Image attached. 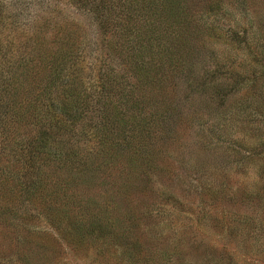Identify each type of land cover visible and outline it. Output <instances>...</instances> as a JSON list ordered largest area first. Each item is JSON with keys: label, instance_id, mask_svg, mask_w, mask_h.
<instances>
[{"label": "rangeland", "instance_id": "rangeland-1", "mask_svg": "<svg viewBox=\"0 0 264 264\" xmlns=\"http://www.w3.org/2000/svg\"><path fill=\"white\" fill-rule=\"evenodd\" d=\"M193 1L172 72L166 61L156 92L138 89L160 104L126 116L134 137L92 123L66 137L76 158L62 154L63 133L45 151L30 149L33 164L23 167L18 152L40 125H26L16 151L3 149L16 144L13 128H0V264H264V0ZM94 6L0 0V89L23 70L22 43L41 33L55 48L70 32L75 67L98 96L100 74L130 63L110 47L114 35ZM28 69L21 76L33 87L41 69ZM53 150L68 168H53Z\"/></svg>", "mask_w": 264, "mask_h": 264}, {"label": "trees", "instance_id": "trees-1", "mask_svg": "<svg viewBox=\"0 0 264 264\" xmlns=\"http://www.w3.org/2000/svg\"><path fill=\"white\" fill-rule=\"evenodd\" d=\"M74 1L83 6L88 4L95 5L94 8L99 6L94 10L104 21L103 29L107 31L108 28L114 35L110 47L121 52L123 62L127 63L129 60L130 65L111 66V70L100 74V89L96 96L95 84L88 83L81 74V70L75 67L77 46L70 32L59 36L55 48H49L48 41L46 42L45 36L41 33L32 39L33 43L28 47H25L24 43L22 46L18 44L20 47L15 67L23 70L15 69L13 80L11 75L2 81L0 128L3 133L13 128L11 133L17 137L16 144H11L9 139L3 149L9 147L16 151V147L21 145L19 149H22V145L26 143H20L22 142L20 137L24 134L26 125L33 128L40 125L39 130L31 134L29 150L25 149L23 153L18 152L23 167L26 164H33L31 163L33 158L29 163L30 149L45 151L46 148L53 146L55 139L63 133L70 134L63 138L65 149H61L62 154L70 160H72L71 157L76 158L78 148L74 149L71 145H67L66 137L74 138V134L88 132L89 127L94 128L92 123H101V126L93 129L96 132L99 130L97 133L108 135L111 131L113 134L109 135L134 137L133 124L129 127H126V124L132 118L134 120L137 113L140 116L144 114L143 109L147 105L153 103L156 107L160 104V100L155 96L151 101H147L145 95L138 89L143 85L146 89L148 88L147 91L152 88L151 93L156 92L153 87L161 84L162 64L170 61L169 66L172 72L171 58L173 59L174 50H179L178 47H173L175 35L179 29L187 28L193 21L192 13L187 10L188 0ZM195 1L200 2V0ZM195 1L189 4L194 6ZM215 1L218 4H226V0ZM160 52L166 53L165 56ZM29 64L41 69V80L36 81L33 87L26 85L25 76H21L28 73ZM184 70V67H179L177 73ZM173 72H176V68ZM38 73V71L35 73V77ZM164 76H168L166 71ZM11 84H13L12 89L9 88ZM188 84L191 83L188 82ZM159 110L160 107L156 109L157 112ZM128 114L132 116L129 120L126 117ZM85 119L89 122L86 123ZM22 125L23 128L19 131ZM7 138V135L4 136V140ZM258 145L264 146V130L261 129H259ZM52 152L54 156L56 155L52 158V161H55L53 168H63L57 166L58 162L68 166L64 158L58 157L57 150ZM37 178L39 177L31 176L28 179L29 183Z\"/></svg>", "mask_w": 264, "mask_h": 264}]
</instances>
